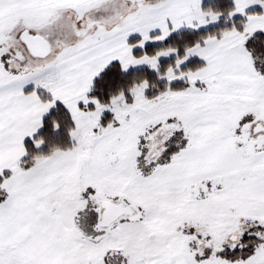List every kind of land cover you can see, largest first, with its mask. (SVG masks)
Instances as JSON below:
<instances>
[{
	"label": "snow or ice",
	"instance_id": "snow-or-ice-1",
	"mask_svg": "<svg viewBox=\"0 0 264 264\" xmlns=\"http://www.w3.org/2000/svg\"><path fill=\"white\" fill-rule=\"evenodd\" d=\"M0 264H264V0H0Z\"/></svg>",
	"mask_w": 264,
	"mask_h": 264
}]
</instances>
